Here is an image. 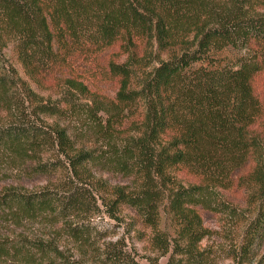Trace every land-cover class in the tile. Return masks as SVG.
<instances>
[{"label": "trees", "instance_id": "obj_1", "mask_svg": "<svg viewBox=\"0 0 264 264\" xmlns=\"http://www.w3.org/2000/svg\"><path fill=\"white\" fill-rule=\"evenodd\" d=\"M8 48L49 97L0 65V174L48 182L2 186L0 222H61L80 256L27 236L0 264H143L101 243L103 213L150 229L166 264H216L204 217L240 216L220 192L240 188L233 264H264V0H0V62Z\"/></svg>", "mask_w": 264, "mask_h": 264}, {"label": "rangeland", "instance_id": "obj_2", "mask_svg": "<svg viewBox=\"0 0 264 264\" xmlns=\"http://www.w3.org/2000/svg\"><path fill=\"white\" fill-rule=\"evenodd\" d=\"M3 64L14 66L21 78H23L35 92L43 98L49 97V93L41 91L37 85L26 76L22 64L17 59L12 48H8L4 51L3 61L0 62V65L2 66ZM106 90L110 94L114 93V89L110 86H106ZM97 174L112 185L129 182V178L124 175L106 169L100 170ZM47 182V177H18L11 168L7 170V173L0 174V188L6 184L15 183L21 187L33 189L44 186ZM220 192L227 202L231 203L239 210L240 216L231 217L229 213L206 214L204 217L205 225L209 228L210 234L204 239L201 245L214 253L216 264H233L235 262L233 254L240 244L244 226L250 215L249 210L251 209H249L247 205L248 193L242 188L230 190L222 189ZM91 219L96 225V230L100 232L99 237L101 238V243H104L105 246L122 239L125 240L129 248L143 264H166L169 260L170 253L164 255L163 250H159L147 239V236L151 233L150 229H145L143 233H138L137 231L138 229H142L141 226L137 227L134 231L129 230L127 224L129 222L128 217L122 221H117L103 213ZM48 220L49 218L38 219L21 226L0 222V241L5 240L7 242H12V240H18L17 238L19 237L24 238L27 236L29 238L44 239L59 245L67 255L73 254V256L78 258L80 256V248L73 239L69 238L67 235H63L59 227L61 222L52 223ZM161 229L167 233H173L171 220L166 212L162 215ZM94 262L95 261L87 264H95Z\"/></svg>", "mask_w": 264, "mask_h": 264}]
</instances>
